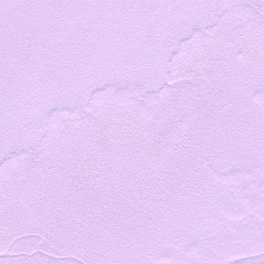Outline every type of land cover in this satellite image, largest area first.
<instances>
[{"label": "snow or ice", "instance_id": "snow-or-ice-1", "mask_svg": "<svg viewBox=\"0 0 264 264\" xmlns=\"http://www.w3.org/2000/svg\"><path fill=\"white\" fill-rule=\"evenodd\" d=\"M0 264H264V0H0Z\"/></svg>", "mask_w": 264, "mask_h": 264}]
</instances>
